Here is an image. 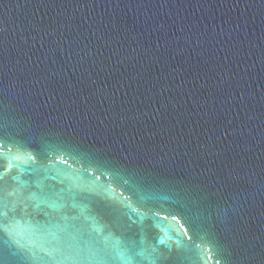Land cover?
Returning a JSON list of instances; mask_svg holds the SVG:
<instances>
[{"label":"water","instance_id":"95a60500","mask_svg":"<svg viewBox=\"0 0 264 264\" xmlns=\"http://www.w3.org/2000/svg\"><path fill=\"white\" fill-rule=\"evenodd\" d=\"M158 38L164 47H156ZM0 40V98L11 108H40L55 118L79 89L96 91L87 101L91 113L103 119L126 112L125 140L139 130L158 133L149 147L177 179L230 169L217 214L231 223L222 228L243 216L256 237L264 231L262 0H0ZM53 78L75 85L76 94L58 92L48 103L44 86ZM197 142L212 151L184 155ZM10 147L0 150V164L7 165ZM221 178L210 175V183ZM162 195L168 198L159 206L167 209L175 194ZM148 223L150 239L175 247L179 226L171 217L160 211ZM253 243L260 247L259 239ZM198 255L199 264H215L210 247Z\"/></svg>","mask_w":264,"mask_h":264},{"label":"snow or ice","instance_id":"6c2138e0","mask_svg":"<svg viewBox=\"0 0 264 264\" xmlns=\"http://www.w3.org/2000/svg\"><path fill=\"white\" fill-rule=\"evenodd\" d=\"M165 45L157 39V48ZM3 47L0 40V56ZM75 87L53 78L44 86L48 103L58 92L75 95ZM78 91L63 111L57 107L55 118L40 108L17 112L0 98V150L12 146L7 165L0 164V264H199L202 245L214 251L215 264H264V231L256 237L243 216L230 230L222 228L231 223L217 214L220 186L233 179L230 169L177 179L149 147L158 133L139 130L125 140L120 130L132 117L113 111L97 119L87 107L97 92ZM88 139L93 143L85 147ZM211 151L197 142L184 155L199 159ZM210 175L222 178L212 184ZM164 192L176 197L167 209L159 206L168 198ZM160 211L179 226L175 247L149 238L148 221Z\"/></svg>","mask_w":264,"mask_h":264}]
</instances>
